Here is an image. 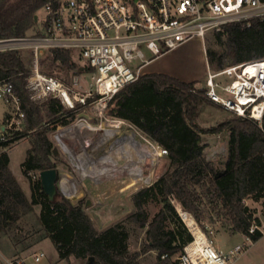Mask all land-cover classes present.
Wrapping results in <instances>:
<instances>
[{
    "label": "trees",
    "instance_id": "obj_1",
    "mask_svg": "<svg viewBox=\"0 0 264 264\" xmlns=\"http://www.w3.org/2000/svg\"><path fill=\"white\" fill-rule=\"evenodd\" d=\"M60 1L0 0V41L26 38L35 26L37 12L48 3L58 6ZM212 36L206 56L214 71L264 60V20L255 19L250 25L227 24ZM48 60L50 69H78L68 50H51ZM41 63L42 67L46 64L45 60ZM30 75L21 51L0 52V81L13 84L25 115L23 130H6L7 140H0V236L9 237L18 245V223L34 215L38 226L34 228V244L50 239L60 261L75 258L86 259L87 264H146L145 257L154 254L155 261L149 264H180L178 256L184 254L194 237L177 205L203 229L206 220L212 224L222 221L231 234L245 236L249 235L256 213L246 201L260 203L264 215V128L239 116L211 129L201 128L197 123L200 107L209 102L204 98L205 90L196 88L199 82L145 74L115 95L106 113L133 124L166 149L169 166L157 182L134 195L135 209L130 216L98 231L82 202L74 205L65 197L50 200L39 177L33 180L29 175L56 167L52 160L53 143L44 125L72 115L58 99L41 106L34 104L27 90ZM10 118L7 113L4 126ZM222 132L228 134V155L217 166L207 161L203 135ZM23 137L31 138V147L21 165L29 180L31 199L11 169L10 155L4 152ZM151 205L159 207L153 215L148 209ZM35 207L40 208V214ZM135 233L143 236L142 244L139 251L131 253L130 239ZM261 238L253 236L254 241ZM90 257H95V261L89 263Z\"/></svg>",
    "mask_w": 264,
    "mask_h": 264
},
{
    "label": "built area",
    "instance_id": "obj_2",
    "mask_svg": "<svg viewBox=\"0 0 264 264\" xmlns=\"http://www.w3.org/2000/svg\"><path fill=\"white\" fill-rule=\"evenodd\" d=\"M42 9L45 15L42 20L38 15L37 23H42L38 36L2 40L0 44L30 45L34 68L27 90L33 102L58 99L69 111L92 106L93 113L100 118L106 116L108 103L115 95L138 81L145 75L147 65L170 51L193 38L204 41L209 33L221 31L227 24L250 25L255 19L264 20V0H61L58 6L48 3ZM44 49L68 50L86 61L92 81L88 90L80 91L83 83L78 76L68 83L42 73L39 60ZM252 65L264 66V60L220 71L209 68L204 98L263 129L264 70L252 74L248 71ZM0 99L14 110L0 139L5 141L6 130L20 129L25 115L11 82L0 81ZM158 149L159 155L168 154L166 149ZM207 161L210 162L209 158ZM258 235L264 237V223L255 213L246 241L224 253L211 240L209 251L215 254L210 258L215 264H231L248 251L255 242L253 236ZM43 257L41 252L35 254L34 260L40 262ZM24 262L17 258L6 263Z\"/></svg>",
    "mask_w": 264,
    "mask_h": 264
},
{
    "label": "rangeland",
    "instance_id": "obj_3",
    "mask_svg": "<svg viewBox=\"0 0 264 264\" xmlns=\"http://www.w3.org/2000/svg\"><path fill=\"white\" fill-rule=\"evenodd\" d=\"M36 15H39L42 20L45 12L41 9ZM40 30H42V23L35 22V26L28 32L27 38H35L39 35ZM212 37V33H209L204 41L201 38H193L187 41L178 48L165 54L160 59L147 65L143 72L145 74L166 73L183 80L197 81L199 84H197L196 88L199 90L205 89V82L210 68L206 57V46L211 44L213 41ZM10 50L21 51L26 64L32 72L34 62L30 45L26 42L0 44V52ZM51 50L44 49L43 54L40 56V71L46 75L58 77L68 83H71L73 78L78 76L82 79L83 83L80 91L84 92L88 90L89 84L92 81L86 61L80 59L77 53L71 52V59L75 64L77 63V70L67 71L64 68L50 69L48 57L50 56ZM43 60H45L46 64L42 67L41 62ZM222 80H224V78H222ZM44 103L39 104L34 102V104L38 106ZM65 110L69 111L66 108ZM13 112V108L0 99V139L3 134L5 116L7 113L13 115ZM69 112H72V115L66 119L56 121V123L49 122L44 125V131H47L53 143L54 156L52 160L59 173V187L61 188L62 179L65 177L80 180L82 183L78 186L77 198H69L62 192L58 197L67 198L74 205H78L82 202L95 228L101 232L124 221L134 212V195L157 182L167 171L169 161L166 156L159 155L158 145L129 122L112 118L108 116L107 113H105L106 116L104 118L97 117L92 111V106H87L86 108L78 107L76 110ZM234 117H237V115L231 114L220 106L204 103L200 107L197 123L201 128L211 129ZM83 119L91 123L94 127L101 125L107 129L103 137L95 138V141L92 143V148L95 150L93 152L94 156L84 155V159H88L91 164H96L97 167H95L102 171H108L112 169V167L115 166L116 168L118 166L116 169L118 172L117 175L113 177H103L100 181L91 177L82 179L84 175L76 168V161H74L60 146L56 138L58 131L61 128L64 129L73 126ZM118 121H122V124L117 123ZM23 122L24 120L22 119L20 121V129L17 130H23ZM122 131L131 135L128 146L133 152L130 150L127 151V148H125L123 156L120 159V153L115 149L110 154L113 157L105 158L109 153L106 152L104 148L108 146L112 138L120 135ZM30 140V137L20 138L10 147L4 149V152H7L11 156V169L15 173V177L28 199H31L29 180L23 175L21 165L26 160L27 151L31 147ZM78 142L79 141L74 136H68L66 138V143L76 151L80 149V144ZM203 144L206 145L207 158H209L211 162H214L215 165L219 166L227 158L228 134L226 132L215 135H203ZM133 155L136 158V162L133 161ZM129 167H132V169L129 170ZM39 173L40 172H30L29 175L32 176L33 180H36L39 177ZM246 204L256 212V215L260 217L264 223L261 204L255 203L249 199L246 201ZM177 207H179V205H177ZM148 209L153 215L158 211L159 207L151 205ZM35 210L37 214H40L39 207H35ZM204 226V229L201 228V226L199 227L208 236L209 240L213 241L215 247L219 251L220 249L227 248L229 253L236 245H241L246 241V236L243 234H231L222 221H217L212 224L209 220H206ZM34 228L38 229L37 221L34 215H30L18 223V230L15 232L20 237V243L18 245L14 244L9 237L0 236V264H7L5 261L6 259L18 258L19 260L26 261L28 257L27 263L24 262V264H87L86 259H73L74 262L72 263L60 261L58 252L50 239L43 240V242L36 247L37 244H34V242L37 240V235L34 234ZM142 238L143 236H139L136 233L132 234L130 239L131 253L140 250ZM188 246L184 254L178 256L180 264H192L188 255ZM40 251H43L45 257H43L40 262H36L34 256L36 253H41ZM145 258L146 264L155 261L154 254ZM231 264H264V237L258 241L252 242L249 245L248 251L232 261Z\"/></svg>",
    "mask_w": 264,
    "mask_h": 264
},
{
    "label": "bare ground",
    "instance_id": "obj_4",
    "mask_svg": "<svg viewBox=\"0 0 264 264\" xmlns=\"http://www.w3.org/2000/svg\"><path fill=\"white\" fill-rule=\"evenodd\" d=\"M262 68L264 70V66L252 65L248 68V71L252 74H257ZM117 123L122 124V121H118ZM106 132L107 129L103 126L100 125L94 127L91 125V123H88V121L86 120H81L79 123L73 126L64 129L61 128L58 131L56 138L60 146L74 161H76V168L81 171V174L84 175L82 179L91 177L97 181H100L103 177H113L118 174L116 170L118 166L116 168L114 166L108 171H102L96 168V164H91L88 159H84V155L94 156L93 152L95 150L92 148V143L95 141V138L103 137ZM68 136H74L77 138V140L79 141L78 143L80 144L79 151H76L68 143H66V138ZM130 138L131 135L126 134V132L123 131L120 133V135L112 138L108 146L104 148V150L109 153V155L105 156V158L111 157L112 155L110 154L115 149H117L120 153L119 158L121 159L123 156L124 149L127 148V151L131 149L128 146ZM130 151L133 152V150ZM132 158L134 159L133 161L136 162V158L134 155L132 156ZM130 169H132V167H129V170ZM80 184H82L80 180L65 177L62 179L61 188L67 197L75 199L78 197V186ZM178 210L194 236V241L188 246V255L190 257L191 263L215 264V260L210 258V256H212V253L215 254V252L210 253L209 251V247H211L212 245L211 240H209L208 236L201 230L192 215L182 210L180 207H178Z\"/></svg>",
    "mask_w": 264,
    "mask_h": 264
},
{
    "label": "water",
    "instance_id": "obj_5",
    "mask_svg": "<svg viewBox=\"0 0 264 264\" xmlns=\"http://www.w3.org/2000/svg\"><path fill=\"white\" fill-rule=\"evenodd\" d=\"M34 20H35V22H38V15L34 16ZM4 130H5V128H3V131ZM39 179L41 181L43 191L46 193V195L49 197L50 200L54 201L56 198H58V196L61 194V192L64 193L62 188H60L58 185L59 184V173H58V170L56 168H50V169H46V170L41 171L39 173ZM176 209H177L180 217L182 218L183 222L188 227V225L186 224L182 215L180 214L178 207H176ZM188 229L190 230L189 227H188ZM190 232H191V230H190ZM191 234H192V232H191ZM88 261H89V263L95 261V257H90L88 259Z\"/></svg>",
    "mask_w": 264,
    "mask_h": 264
},
{
    "label": "crops",
    "instance_id": "obj_6",
    "mask_svg": "<svg viewBox=\"0 0 264 264\" xmlns=\"http://www.w3.org/2000/svg\"><path fill=\"white\" fill-rule=\"evenodd\" d=\"M207 57V56H206ZM145 74V73H144ZM146 74H164V75H168V76H172V75H169V74H166V73H146ZM172 77H175V76H172ZM175 78H177V79H179V80H181V81H184V82H193V81H187V80H183V79H181V78H179V77H175ZM11 157V156H10ZM14 173V172H13ZM15 174V173H14ZM43 242V241H42ZM42 242H40V243H38L37 245H36V247L37 246H39ZM237 246V245H236ZM232 250V249H231ZM220 251L221 252H224V253H228V250H227V248H224V249H220ZM40 252H43V251H40ZM36 254H38V253H36ZM29 258V257H28ZM28 258H26V261L28 260ZM15 259H17V258H15ZM73 259H75V258H71V260H70V262L69 263H72V262H74V260ZM8 260H14V259H6L5 261L7 262ZM25 261V262H26ZM27 263V262H26Z\"/></svg>",
    "mask_w": 264,
    "mask_h": 264
}]
</instances>
